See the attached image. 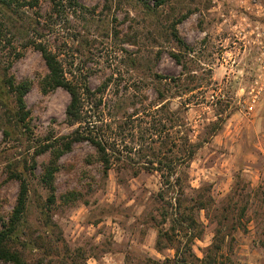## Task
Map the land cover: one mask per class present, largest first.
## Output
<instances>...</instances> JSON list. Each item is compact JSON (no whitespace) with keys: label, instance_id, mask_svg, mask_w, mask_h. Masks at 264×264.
Instances as JSON below:
<instances>
[{"label":"rangeland","instance_id":"obj_1","mask_svg":"<svg viewBox=\"0 0 264 264\" xmlns=\"http://www.w3.org/2000/svg\"><path fill=\"white\" fill-rule=\"evenodd\" d=\"M78 1L86 9L54 21L49 1L33 0L22 32L0 40V78L30 81L27 128L12 120L10 96L0 101V217L11 214L19 183L10 174L19 171L29 194L15 245L26 264H169L174 248L156 247V225L169 221L155 202L160 177L147 159L160 141L168 148L184 135L198 148L178 167L183 185L207 188L213 198L195 212L202 229L195 257L226 216L216 264H264V0ZM32 40L57 54L68 78L97 93L85 110L95 111L101 97L113 156L104 174L94 147L74 143L58 159L52 204L40 183L49 152L36 151L76 124L65 119L67 91L42 90L47 67Z\"/></svg>","mask_w":264,"mask_h":264},{"label":"trees","instance_id":"obj_2","mask_svg":"<svg viewBox=\"0 0 264 264\" xmlns=\"http://www.w3.org/2000/svg\"><path fill=\"white\" fill-rule=\"evenodd\" d=\"M32 1L0 0V40H6L7 36L14 37L22 32L23 25L19 22L26 16V6H33ZM48 1L50 5L48 16L54 21L68 20V17L76 14L79 9L80 11L86 9L78 0ZM172 31L174 39L184 45L185 42L178 36L175 28ZM28 45H33L41 53L47 67V73L41 82L42 90L48 91L55 87L64 88L69 94L65 119L70 125L76 124V127L69 133L47 138V142L43 143L36 151V154L49 152V159L40 175V183L48 193L47 202L52 204L55 196L54 176L58 170V159L63 153L69 151L74 143L87 141L94 147L98 162L104 168V174L110 168L113 156L107 150L106 140L102 135L103 113L99 108L101 97L95 102V111L85 110V102L95 100L97 93L85 81L79 84L68 78L57 54L44 42L32 40L28 42ZM172 55L175 61L180 64L181 55L178 53H172ZM29 88V80L16 81L13 76L6 73L0 78V101H6L10 96L13 103L11 118L17 126L23 128L28 127L29 111L26 108L25 95ZM164 114L173 124L174 114L170 110H165ZM159 143L160 146L157 150L154 148L150 152L152 158L147 159V163H150L152 169L159 174L161 186L155 194V202L159 204L158 207L166 206L165 210L161 211V215L164 221H169V225L167 227L156 225V247L163 248L164 241H166L170 247L174 248V257L166 260L169 264H216L219 262L218 251L221 249L226 235L222 227H224L227 217L223 216L217 219V227L211 244L201 259L195 257L192 243L202 233L195 212L199 209L209 208L213 198L208 194V189L204 187L188 191L182 182V175L185 173L178 170L179 166L187 164L193 159L198 145L191 142L185 135L174 141L171 139L168 148L165 147V141L162 140ZM154 162L156 165L153 164ZM34 164L33 157L30 169L34 168ZM10 175L18 180L19 186L10 216L6 220L0 217V261L10 264H26L22 253L15 244L18 241L17 230L27 210L29 183L19 171H12ZM184 238L185 242L183 243Z\"/></svg>","mask_w":264,"mask_h":264},{"label":"built area","instance_id":"obj_3","mask_svg":"<svg viewBox=\"0 0 264 264\" xmlns=\"http://www.w3.org/2000/svg\"><path fill=\"white\" fill-rule=\"evenodd\" d=\"M262 64H263V67H262V68L264 69V61H263V63H262ZM263 76H264V72H263ZM256 96H257V95H254V96L252 97V99H251V101L249 102V104H248L247 108H249V109H250V108H252V107H253V103L255 102Z\"/></svg>","mask_w":264,"mask_h":264}]
</instances>
